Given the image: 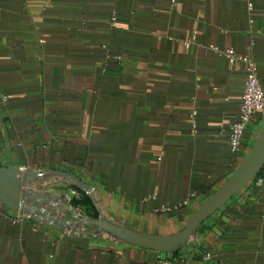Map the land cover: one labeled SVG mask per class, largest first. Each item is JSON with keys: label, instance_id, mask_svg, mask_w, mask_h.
I'll list each match as a JSON object with an SVG mask.
<instances>
[{"label": "crops", "instance_id": "1", "mask_svg": "<svg viewBox=\"0 0 264 264\" xmlns=\"http://www.w3.org/2000/svg\"><path fill=\"white\" fill-rule=\"evenodd\" d=\"M210 45L248 54L264 89V0H0V163L72 173L118 223L176 232L264 128L255 113L230 152L245 69ZM38 183L70 196L62 178ZM17 215L0 202V264L173 258ZM179 251L180 264H264V188H243Z\"/></svg>", "mask_w": 264, "mask_h": 264}, {"label": "water", "instance_id": "2", "mask_svg": "<svg viewBox=\"0 0 264 264\" xmlns=\"http://www.w3.org/2000/svg\"><path fill=\"white\" fill-rule=\"evenodd\" d=\"M263 166L264 128L230 176L189 214L176 232L171 234L147 232L118 223L108 217L101 208L93 185L62 170L30 171L25 168L0 165V202L11 211L32 216L37 222H43L70 238L76 235L98 237L156 252L171 253L196 243L200 226L245 188ZM49 175L56 179L62 178L64 182L84 192L90 199L96 216L88 215L73 206L67 201L65 192H59L55 196L40 192L46 184H40L38 181Z\"/></svg>", "mask_w": 264, "mask_h": 264}, {"label": "built area", "instance_id": "3", "mask_svg": "<svg viewBox=\"0 0 264 264\" xmlns=\"http://www.w3.org/2000/svg\"><path fill=\"white\" fill-rule=\"evenodd\" d=\"M171 1L172 3L175 2V0ZM249 21L251 22L252 19L250 18ZM194 38L195 31H193L191 38L184 42L185 46H189ZM210 47L216 50L218 53L222 54L227 60L230 67H232L236 62H241L245 69V77L242 93L240 96L238 116L233 122H231L228 127L230 152L234 156H238L242 150L245 129L247 128L248 123L255 113L264 111V89L262 88L257 75L256 63L248 54L238 53L231 48L219 50L214 45H210ZM2 99L5 100L6 98L3 97ZM247 186H249L251 190H260L264 188V172L261 175L255 176ZM69 194L70 196L66 195L67 200H69L71 197H78L79 191L71 188L69 189ZM188 203L189 198H185L178 204H162L161 206L155 208V211L163 213H173L179 210L181 207L187 206ZM25 217H29V215L18 214L17 216L12 218L11 221H20ZM152 264H180V262L173 258H159Z\"/></svg>", "mask_w": 264, "mask_h": 264}, {"label": "trees", "instance_id": "4", "mask_svg": "<svg viewBox=\"0 0 264 264\" xmlns=\"http://www.w3.org/2000/svg\"><path fill=\"white\" fill-rule=\"evenodd\" d=\"M0 165H2L0 163ZM264 172V166L262 167V169L259 171L258 175H261L263 174ZM71 188H74L76 190L79 191V196L78 197H75L74 199H72L70 201V203L74 206H79L81 207L82 209H84V212L88 215H91V216H96V211L94 209V207L92 206L91 202H90V199L88 198V196L82 192L81 190L77 189L76 187L70 185ZM211 194V192L209 193V195ZM204 224V223H203ZM203 224L200 226L199 228V232L201 231L202 227H203ZM180 253V251H175V252H171L170 255L171 257L173 258H178V254ZM199 259V258H197Z\"/></svg>", "mask_w": 264, "mask_h": 264}]
</instances>
